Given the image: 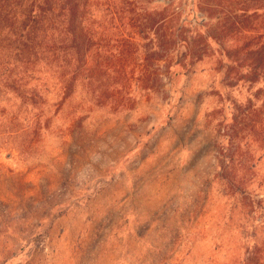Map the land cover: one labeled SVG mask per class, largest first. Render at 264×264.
<instances>
[{
    "label": "rangeland",
    "instance_id": "rangeland-1",
    "mask_svg": "<svg viewBox=\"0 0 264 264\" xmlns=\"http://www.w3.org/2000/svg\"><path fill=\"white\" fill-rule=\"evenodd\" d=\"M170 2L173 64L181 40L212 35L188 72L165 74L160 46L146 47L122 60L128 80L110 101L80 86L57 109L51 91L28 132L0 136V264H264V214L241 206L264 197V78L238 80L242 57L220 39L226 4L209 0L210 18L198 0L156 1ZM243 160L252 182L232 195Z\"/></svg>",
    "mask_w": 264,
    "mask_h": 264
},
{
    "label": "trees",
    "instance_id": "trees-1",
    "mask_svg": "<svg viewBox=\"0 0 264 264\" xmlns=\"http://www.w3.org/2000/svg\"><path fill=\"white\" fill-rule=\"evenodd\" d=\"M156 1L0 0V136L13 138L28 132L37 119L28 114L45 106L44 94L51 91L58 94L57 109L80 86L91 97L97 96L96 106L110 101L128 80L122 60L129 56L133 62L134 56L140 57L146 47L160 46L157 59H166L165 74L172 69L188 72L195 59L200 60L198 57L207 51L212 35L203 33L181 40L188 53L173 64L170 46L178 38L170 26L179 12L173 2ZM198 1L201 11L214 17L215 6L209 0ZM218 1L229 7L221 23L220 39L235 45L226 50L228 56L242 57L241 63H235L236 75L242 71L238 80L264 78V22L250 26L247 21L264 9V0ZM195 49L198 55L193 54ZM227 161L234 162L232 157ZM254 164L252 160L238 164L241 171L234 176L232 195L247 194L244 187L252 180L246 176ZM248 200L252 204L248 205ZM263 205L264 197L257 201L247 198L241 203L251 209L257 206L259 214H264ZM251 253L256 255L258 249L254 247ZM253 263L252 258L237 261Z\"/></svg>",
    "mask_w": 264,
    "mask_h": 264
}]
</instances>
